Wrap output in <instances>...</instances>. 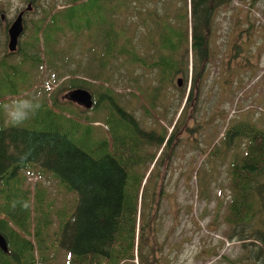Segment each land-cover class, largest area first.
Wrapping results in <instances>:
<instances>
[{"label": "trees", "instance_id": "1", "mask_svg": "<svg viewBox=\"0 0 264 264\" xmlns=\"http://www.w3.org/2000/svg\"><path fill=\"white\" fill-rule=\"evenodd\" d=\"M29 1L39 7L40 16L31 19L28 41H18L16 53L5 56H19L16 63L25 67L32 62L31 67L53 71V93L83 88L93 100L84 114L73 102L44 93L38 97L42 108L22 126L0 118V197L10 204L30 203L27 210L19 204L15 209L0 206V234L7 249L0 251V264H54L60 256L63 264H174L178 254H169L168 236L155 234L156 204L163 195L155 186L161 168L167 171L173 157L172 134L192 133L195 118L184 117L169 135L146 129L126 106L145 96L139 108L148 115L162 92L172 89L178 118L185 108L196 110L212 59L216 14L231 8L237 14L240 7L233 3L253 7L261 0ZM93 9L101 50L90 58L91 48L95 53L98 49L90 48L84 31ZM5 56L0 54V73L16 72L18 64L8 63ZM6 81L0 80V89ZM123 84L127 87L116 92ZM100 116L103 129L94 125ZM226 124L217 138L220 144L211 145L204 161L223 163L231 153L223 222L230 229L226 240L238 241L241 254L230 262L264 264V128L248 119L229 118ZM30 148L31 155L21 159ZM28 169L58 186L64 194L61 204H70L66 210L61 204L50 209V203L43 209L42 189L32 196L29 187L21 189ZM50 211L56 228L49 240ZM36 212L40 215L35 219ZM41 248L47 257L41 256ZM190 258L197 260L196 255Z\"/></svg>", "mask_w": 264, "mask_h": 264}, {"label": "rangeland", "instance_id": "2", "mask_svg": "<svg viewBox=\"0 0 264 264\" xmlns=\"http://www.w3.org/2000/svg\"><path fill=\"white\" fill-rule=\"evenodd\" d=\"M49 1L53 2V0ZM26 4L24 0H0V14L4 15V20L0 19L1 55L5 56V53H10L6 49L5 26L7 27L13 21L18 10L26 8ZM232 6H239L240 12L235 14L236 9L231 8V12L216 14L211 46L212 59L207 65L208 71L204 72L200 95L195 99L196 110L192 111L191 107L185 108L178 118L177 93L172 89L162 92L156 101L155 110L148 112V115H144L142 109L139 108V105L145 101L144 94L142 95L144 97L138 100L133 98L126 106L127 109H131L138 120H141V124L146 129L154 128L156 131L162 130L168 134L173 133L175 125L180 121H186L184 117L187 116L190 121L195 118L194 124L197 129L190 134L180 133L182 142L175 148L167 171L161 168L158 184L155 186V192L161 189L163 193L156 204L157 208L154 204L157 209V220L154 226L158 230L155 234L159 236V239L165 235L168 236L169 254L170 251L178 254L174 264H231L230 261H234L235 257L241 254L238 241L226 240L225 235L230 229L223 222L230 193L226 163L231 153L223 163L213 160L204 161V158L209 155L211 145L220 144L217 138L225 129L229 118L236 121L248 119L264 128V0L255 3L253 7L238 3H233ZM25 15L23 21L25 31L23 28L19 42L28 41L31 19L40 16L39 7L36 8L30 3V11ZM237 16L240 18L239 21L236 20ZM87 19L90 26L84 31L86 40L91 45L90 48L95 46L98 49L95 53L93 51L95 49L91 48L89 51L91 58L98 55L101 50V36H99L101 28L98 24L96 9L89 11ZM233 45L238 46L233 47ZM5 57L8 63L18 64L16 62L19 56L11 54ZM32 64L28 62L25 67L20 61L16 65V72L13 73L12 70L7 69L6 72L0 73V80L2 79L3 82L7 80L6 83H2L3 86L0 89V95L5 97L0 98V105L13 100V96L17 93L19 94L16 98L36 96L41 99V95L45 93V96L54 95L59 101H66L65 92L53 93L56 89L53 83L54 72L45 66L40 69L31 67ZM180 82L179 86H182L181 79ZM124 87L127 86L125 84L117 86L115 91H121ZM76 108L79 111L86 110L84 114L89 112L82 106H76ZM0 118H3L4 122L7 120L2 109H0ZM94 120L96 121L94 125L104 128L101 116ZM190 121L186 122L189 127L192 124ZM196 145L201 152L195 150ZM37 171L28 169L27 172L22 173L24 179L21 189L29 187L31 196L36 189H42L45 203L43 209L48 203H50V209L60 206L64 194L59 192L54 182L46 179ZM163 172L164 178L161 177ZM68 199L72 197L68 196ZM11 204L3 196L0 197L1 207L9 208ZM69 205L62 203L61 209L66 210L65 208ZM34 215L36 219L40 214L36 212ZM49 215L53 222L49 225L48 238L50 240L52 237L55 238L52 231L56 228V222L51 217V211ZM185 237L191 240L185 241ZM40 254L47 257L42 248ZM191 254L196 255V262L191 261ZM223 255L225 258H221ZM173 256L175 254L170 255L169 260ZM63 260L60 256L54 264H63Z\"/></svg>", "mask_w": 264, "mask_h": 264}, {"label": "clouds", "instance_id": "3", "mask_svg": "<svg viewBox=\"0 0 264 264\" xmlns=\"http://www.w3.org/2000/svg\"><path fill=\"white\" fill-rule=\"evenodd\" d=\"M41 108L42 102L36 96H21L0 105V109L3 110L10 124L17 127L32 119ZM31 153L32 149L30 148L23 154L21 159L26 160ZM18 204L24 210L30 207V203L27 200H13L11 206L15 209Z\"/></svg>", "mask_w": 264, "mask_h": 264}, {"label": "water", "instance_id": "4", "mask_svg": "<svg viewBox=\"0 0 264 264\" xmlns=\"http://www.w3.org/2000/svg\"><path fill=\"white\" fill-rule=\"evenodd\" d=\"M26 10H30V4L26 5ZM23 10L16 13V17H14L13 21H11L6 29V49L8 52H13L16 49L18 39L23 31V22L22 15ZM177 84H181L180 78L176 80ZM177 85V86H178ZM64 99H67L70 102L75 103L77 106H82L84 109H90L92 106V98L86 89H72L69 90L68 93L64 95ZM5 237L0 234V251L5 252L6 242Z\"/></svg>", "mask_w": 264, "mask_h": 264}, {"label": "flooded vegetation", "instance_id": "5", "mask_svg": "<svg viewBox=\"0 0 264 264\" xmlns=\"http://www.w3.org/2000/svg\"><path fill=\"white\" fill-rule=\"evenodd\" d=\"M24 2H26L27 4L26 5H28V3L30 4L31 2L29 1V0H24ZM21 10H23V9H21ZM21 10H18L16 13H18L19 11H21ZM28 11H30V10H26V8L23 10V16H22V22L24 21V16H26L25 15V13H27ZM0 19H1V21H3L4 20V15L3 14H0ZM23 27H24V24H23ZM5 28L7 29V27L5 26ZM5 29V30H6ZM17 44H18V42H17ZM16 50H17V46H16V49H15V51H14V53H16ZM11 53H13V52H11ZM172 133V132H171ZM171 133H169V135L171 134ZM180 133H182V131H180ZM180 133L178 134V133H173L172 135H173V138H174V145L172 146V149H174V148H176L177 146H179V144L182 142V141H180ZM168 137V134L166 135V138ZM195 141V140H194ZM172 144V143H171ZM198 145V144H197ZM197 145H196V147H195V150H197V149H199V147H197ZM175 150V149H174ZM174 153V152H173Z\"/></svg>", "mask_w": 264, "mask_h": 264}]
</instances>
